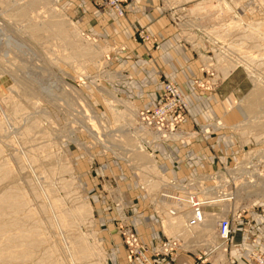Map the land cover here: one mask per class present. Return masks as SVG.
Listing matches in <instances>:
<instances>
[{
    "label": "rangeland",
    "instance_id": "1",
    "mask_svg": "<svg viewBox=\"0 0 264 264\" xmlns=\"http://www.w3.org/2000/svg\"><path fill=\"white\" fill-rule=\"evenodd\" d=\"M131 1L121 16L107 0L96 3L124 17ZM163 1L201 45L203 78L165 81L158 99L136 106L113 89V48L84 32L63 0H0V201L23 205L0 212V264H166L186 254L199 264L264 262V179L256 190L248 183L264 178V35L249 33L264 24V0H209L213 8L197 16L189 11L203 0ZM59 21L66 36L53 26ZM136 40L157 42L143 29ZM170 84L187 110L173 133L158 135L138 115L164 102ZM216 93L224 107L200 123L191 103ZM199 138L204 154L190 149ZM173 185L215 219L210 235L182 217L181 231L166 230L169 215L181 214ZM221 220L231 225L228 242L218 237ZM168 241L181 246L174 261L157 258Z\"/></svg>",
    "mask_w": 264,
    "mask_h": 264
},
{
    "label": "crops",
    "instance_id": "2",
    "mask_svg": "<svg viewBox=\"0 0 264 264\" xmlns=\"http://www.w3.org/2000/svg\"><path fill=\"white\" fill-rule=\"evenodd\" d=\"M63 1L84 32L113 48V89L132 100L136 106L158 99L165 81L182 85L203 78L196 56L200 44L193 43L196 36L182 33L181 28L173 24L163 0H132L123 7L124 17L99 8L96 0ZM192 10L189 11L190 15L197 16ZM142 29L154 36L157 42L148 44L137 41L136 35ZM203 62L206 64L207 59L203 58ZM224 98L216 93L210 104L203 97H197V104L191 103V115L197 117L200 123L211 119L215 112L219 113L220 106L224 107ZM216 104L217 107L214 106ZM189 124L184 129L190 130L192 127ZM204 145L203 139L199 138L190 143V149L204 154ZM166 264L199 263L186 254L175 262L166 261ZM232 264L248 262L246 258L235 259Z\"/></svg>",
    "mask_w": 264,
    "mask_h": 264
},
{
    "label": "built area",
    "instance_id": "3",
    "mask_svg": "<svg viewBox=\"0 0 264 264\" xmlns=\"http://www.w3.org/2000/svg\"><path fill=\"white\" fill-rule=\"evenodd\" d=\"M127 0H107L110 7L116 10L119 15H123V11L121 10V4ZM232 3H240V0H229ZM262 1V0H256ZM164 102H162L157 108L153 110H148L146 112L142 111L138 115V119L140 121L141 126L145 127L146 130H150L158 135L173 133L178 125L182 123L183 115L180 111L184 112L187 110V102L184 98L183 93L180 91L178 87L173 84L167 85L164 89ZM176 114L172 120L169 119L170 115ZM191 202L193 204V210L196 214H199L200 209L203 207L201 202L194 196L191 197ZM218 237L220 240L224 242H228L231 239V225L228 220H221L218 226ZM131 241L134 243L138 242V238L132 234H128ZM168 241L167 244L164 245L162 250L157 251V258L164 256L168 258H175L178 252V249L181 247L177 241ZM174 258L171 259L174 261ZM166 260V259H165ZM153 264H161V261H157V263ZM264 264V262H262Z\"/></svg>",
    "mask_w": 264,
    "mask_h": 264
},
{
    "label": "bare ground",
    "instance_id": "4",
    "mask_svg": "<svg viewBox=\"0 0 264 264\" xmlns=\"http://www.w3.org/2000/svg\"><path fill=\"white\" fill-rule=\"evenodd\" d=\"M190 1H192V0H190ZM196 1H198V0H196ZM219 1V3H221V2H225V4H227V1L226 0H218ZM209 2V0H203L202 2H200V3H198L195 7H194V9L192 10V12L194 13V14H196V15H198L199 13H201V11H203V10H206V9H208L209 7H210V9L211 8H213L212 6L213 5H211L210 6V4L209 5H207V3ZM215 6V5H214ZM220 6V5H219ZM222 6H224V5H222ZM223 8V7H222ZM226 8H228V11H229V6L227 5L226 6ZM224 9V8H223ZM222 9V10H223ZM24 10V9H23ZM23 10H19L17 13H18V16L20 17H22V16H24V13L25 12H23ZM216 11V10H215ZM226 11V10H225ZM221 13H223V12H221ZM224 16V15H223ZM233 20V19H232ZM62 25H63V27H64V23L63 22H61V21H59V22H56V23H54L53 24V26H54V28H57L58 30H59V32H60V34H62V35H64V36H66L65 35V32H64V29L62 28ZM251 29H252V31H251ZM249 33L250 34H253V33H255V36L257 35V34H259V35H261V34H263L264 35V24H252L251 26H249ZM2 30L0 29V34L2 33L1 32ZM244 31V30H243ZM1 36V35H0ZM85 52H82V54H84ZM238 65H240V63H238L237 65H232L231 66V70H234V69H236V67L238 66ZM231 70H230V72H231ZM229 70H227V72H225L226 73V75H228L229 73ZM227 77V76H226ZM246 110V109H245ZM247 112V111H246ZM47 114V113H46ZM49 114V113H48ZM247 115L249 116V114L247 113ZM48 117V116H47ZM135 132V134H139L140 132H138L137 130L136 131H134ZM134 134V133H133ZM134 134V135H135ZM133 135V136H134ZM136 135V136H137ZM140 135H142V134H140ZM144 135V134H143ZM140 137V136H139ZM146 139V138H145ZM137 143V142H136ZM140 145V144H139ZM140 150H141V147L139 148ZM129 153V152H128ZM261 154H263L264 155V151L263 152H260ZM260 154V155H261ZM257 155H259V154H257ZM130 156V155H129ZM264 157V156H263ZM263 157H261V159L263 158ZM124 158V157H123ZM151 163H153V161H151ZM152 168H153V170L155 171L156 170V164L154 163V165L152 166ZM245 173V172H244ZM257 178H256V180H253V181H251V182H248L249 184H251L250 186H251V188H255V190L256 189H259L258 187H260V185L261 184H259V182L262 180V179H264V178H261V175L258 173L257 175H255ZM162 182H164L165 184H166V186L168 185V182H166V181H162ZM264 183V182H263ZM245 184H247V183H245ZM157 188V189H159V186L156 184V186L155 185H153V187L152 188ZM173 188H175V189H177V191L179 192V191H182V192H179V193H181V197L180 198H173V202H176V203H178V204H180V211H181V214H179V215H175V214H171V215H169V217H168V219H167V223L164 225L165 226V228H166V230L169 232V233H173V232H179V231H181V229H180V226H181V223H182V219L179 221V218L180 217H182V218H185V221H186V219L187 218H190L191 220H193V221H191V222H193V225H191L192 227H195V226H199L202 230H203V232L205 233V234H207V235H210V232L212 231L211 230V228H212V225H213V222L215 223V219L214 218H212V217H209L208 215H206L205 214V212H204V210L201 208L200 209V211H199V214H196L195 212H194V210H193V204H192V202H191V199H187V197L188 196H185V194H186V192L184 191L185 189L183 188V187H180V186H174L173 185ZM250 188V189H251ZM249 189V190H250ZM264 189V188H263ZM242 191V190H241ZM251 191V190H250ZM207 192H209V191H207ZM243 192H244V189H243ZM252 192V191H251ZM262 191H259V192H257V193H261ZM184 194V195H183ZM252 194V193H251ZM187 195V194H186ZM258 195V194H257ZM176 196V195H175ZM258 197V196H257ZM264 198V197H263ZM9 198H4V199H2L1 201H0V212L2 213L4 210H6V209H11V210H19V208H21L23 205H22V200H21V198L20 197H18V198H15V200H14V202H10L9 200H8ZM199 201V200H198ZM83 209H80V210H78L77 211V214L80 216V217H84V216H86L89 212L88 211H86V210H84V207H82ZM189 212V213H188ZM187 214L188 213V215H185V214ZM203 215V216H202ZM4 217V216H3ZM6 217V216H5ZM14 219V218H13ZM184 223V222H183ZM191 226H189V227H191ZM39 230V229H38ZM185 231H190L189 230V228H186V229H184ZM30 231H32V230H30ZM216 241V240H215ZM36 245H37V243L35 242V239H33V242H32V244L31 245H29L28 246V249L30 250V251H33L34 249H36L35 247H36ZM217 245V244H216ZM100 249V248H99ZM101 250V249H100ZM213 250V247L212 248H210V249H207L206 250V252L207 253H209V252H211ZM77 251V250H76ZM87 253L88 252V250L86 249V248H83V249H81L80 250V253ZM219 252H220V250H219ZM15 256H17V254L15 255ZM221 260V259H220ZM223 261V260H222ZM219 262V261H218ZM223 263V262H222Z\"/></svg>",
    "mask_w": 264,
    "mask_h": 264
}]
</instances>
